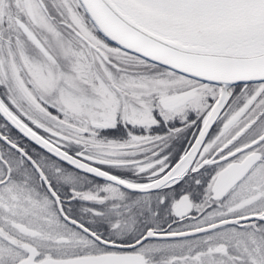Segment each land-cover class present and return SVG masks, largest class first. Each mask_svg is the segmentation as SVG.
<instances>
[{"label": "snow or ice", "instance_id": "1", "mask_svg": "<svg viewBox=\"0 0 264 264\" xmlns=\"http://www.w3.org/2000/svg\"><path fill=\"white\" fill-rule=\"evenodd\" d=\"M0 264H264V0H0Z\"/></svg>", "mask_w": 264, "mask_h": 264}]
</instances>
